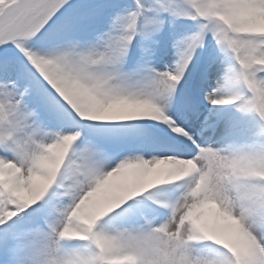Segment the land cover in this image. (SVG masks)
Returning <instances> with one entry per match:
<instances>
[{"label":"snow or ice","instance_id":"obj_1","mask_svg":"<svg viewBox=\"0 0 264 264\" xmlns=\"http://www.w3.org/2000/svg\"><path fill=\"white\" fill-rule=\"evenodd\" d=\"M0 264H264V0H0Z\"/></svg>","mask_w":264,"mask_h":264},{"label":"bare ground","instance_id":"obj_2","mask_svg":"<svg viewBox=\"0 0 264 264\" xmlns=\"http://www.w3.org/2000/svg\"><path fill=\"white\" fill-rule=\"evenodd\" d=\"M129 2H131V0H129ZM196 30V26L195 23L193 21L190 20H183V21H176L175 25L173 26V31H174V35L169 38L166 48L164 50V52L162 53L161 57H160V61L159 63H157V67L160 69H163L165 66L172 68L175 66V63L178 59L177 56V49H171L173 48V41L175 39H179L182 36H187L190 35L192 32H194ZM213 45L215 46V42L213 41ZM207 47V45H206ZM175 53V54H174ZM222 56V54H221ZM223 68L224 65L220 64V72H223ZM213 86H215V81H213ZM249 121H252L253 118L251 116L248 117ZM166 170V166L161 165L157 168L152 169V171L148 174V179H152L155 178L157 175H159L160 173H162L163 171ZM133 173L130 172L129 173V179L133 178ZM206 214H208L209 216L212 214V209L211 207L209 209H206ZM226 222L225 221H221V224L224 225ZM205 250L208 252H212L214 251L213 246L211 245H206L205 246Z\"/></svg>","mask_w":264,"mask_h":264},{"label":"rangeland","instance_id":"obj_3","mask_svg":"<svg viewBox=\"0 0 264 264\" xmlns=\"http://www.w3.org/2000/svg\"><path fill=\"white\" fill-rule=\"evenodd\" d=\"M171 49H173V50H174V49H176V48H174V47H173V48H171ZM174 51H175V50H174ZM174 54H175V53H174Z\"/></svg>","mask_w":264,"mask_h":264}]
</instances>
